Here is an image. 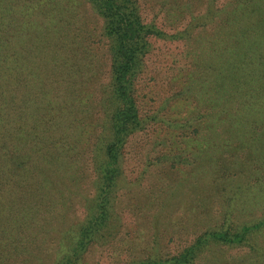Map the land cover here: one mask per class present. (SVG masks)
<instances>
[{"label": "trees", "instance_id": "obj_1", "mask_svg": "<svg viewBox=\"0 0 264 264\" xmlns=\"http://www.w3.org/2000/svg\"><path fill=\"white\" fill-rule=\"evenodd\" d=\"M17 1L18 8L33 4ZM59 1L57 8L56 0H43V19L52 22V27L44 24L49 31L45 42L30 45L0 27V264H89L90 256L93 264H201L214 249L219 264H264V203L255 210L253 197L255 186L264 193V0H222L219 6L218 0H208L201 11L191 8L192 0H158L148 16L141 0H82L79 8L73 0ZM90 7L105 23L100 35L109 68L98 77L110 76L105 89L100 78L94 85L99 101L86 104L77 97L76 76L62 71L68 55L59 58L58 43L68 36L62 25L70 32L77 20L90 15ZM32 13L33 22L39 10ZM224 16L232 21L217 33L224 37L219 49L213 38L206 42L217 56L206 70L215 72L216 93L226 91L217 110L224 116L219 123L227 135L226 162L218 166L215 161L201 173L196 169L197 177L176 180L168 191L164 183L147 184L148 170L124 168L123 162L125 145L144 128L134 95L136 78L155 40L177 48L174 62L183 55L189 68L194 52L186 51L193 30H215ZM0 21L7 26L10 17L0 16ZM182 40L186 50L178 45ZM99 51L92 48L91 60H101ZM80 77L94 82L87 72ZM35 81L48 86L34 92ZM61 84L71 93H62ZM92 122L89 147L82 132ZM232 137L234 144L228 142ZM194 163L189 159L185 166ZM133 172L139 180H133ZM134 191L141 193L135 197L144 199L142 205L130 201ZM121 200L129 202L134 218L125 219ZM248 211L258 214L243 220L239 212ZM133 222L138 227L132 232L126 227Z\"/></svg>", "mask_w": 264, "mask_h": 264}, {"label": "rangeland", "instance_id": "obj_2", "mask_svg": "<svg viewBox=\"0 0 264 264\" xmlns=\"http://www.w3.org/2000/svg\"><path fill=\"white\" fill-rule=\"evenodd\" d=\"M207 1L192 0L191 8L200 9L201 11L206 8ZM70 2H74L77 8L82 5V0H73ZM140 2L141 6H143L141 11L146 13L147 16L152 12L149 9L157 8L159 3L158 0H141ZM17 3V0H11L8 4H0V6L7 5L6 8L1 7L0 16L10 17V24L3 26V22L0 21V27L7 29L6 35L8 37L14 39L18 37L19 39L22 38L23 42H28L30 45L32 42H45L49 36V31L46 29V26L52 27V22L46 18L43 19L46 14L42 9L43 0H33L32 6L31 3H25L20 5L19 8L16 5ZM59 4L61 2L56 0L55 5L57 8H60ZM219 4L224 3L222 0H218V3H215V5L219 6ZM25 8L27 11H23ZM36 9L39 10V18L32 22L34 19L32 12ZM59 10L63 12L61 9ZM99 16L100 14L97 15L91 9L90 15L82 18L81 21L77 20L76 22L78 23L74 24L70 32L62 25L61 31L68 36L66 39L60 40L58 43L59 46L57 45L60 53L59 58L63 59V54L68 55V59L65 58L66 64L63 62L64 69L62 71L64 74L76 76L75 85L79 89L77 97L82 102L86 101V104L91 101H99L98 96H94L96 93L94 85L100 78L99 84L105 89L110 76V74L107 76V72L105 73V77H98L103 73V69L107 71L109 68L105 39L100 35L102 24L105 23L101 22L102 19ZM227 21H232L231 17L224 16V18H221L215 30L208 26H199V28L193 30L186 51L189 53L192 48L194 52L189 58V68H186L188 63L183 59V55L178 54L179 58L177 56L178 59L174 62L172 55L178 49H167L168 44H164L162 40H155L154 50H152L149 58L147 60L145 59V63L147 61L145 68L140 76H137L134 83V95L138 102L139 113L143 120L144 128L138 134L131 137L125 145L123 149V162L125 161L127 163L124 168L134 166L137 171L148 170L149 174L145 178L147 184L157 186L158 183H164L168 191L175 188L171 184L176 180H178L177 182H181L180 180H182L186 183L189 178L191 180L197 177L198 173L195 174L196 169L199 172V169L206 171V168H213L216 166V163L219 166V164L226 162L223 160L224 152L222 149L225 144L224 139L227 138V135L222 133L219 123L224 116L220 111H217L221 108L224 99L223 96L226 91L221 90V93H216L217 78L213 74L214 71L209 72L206 70V66L209 63H215L212 59L217 57L214 55L211 46L206 45V42L208 39L213 38L212 42L215 44V48L219 49L224 43V37L218 36L217 33ZM27 22L28 25H26ZM174 24H170L169 28L173 27L174 29L181 26V23L178 26ZM22 32L25 34L28 33L29 36L27 38L21 37ZM104 37L107 38L105 35ZM111 38L113 37L111 36ZM184 42V40L179 41L178 45L181 49L186 50V46L184 47L182 44ZM111 45H114L112 41ZM171 46H174V44ZM19 47L17 45L14 46L15 50ZM94 47L99 49V52H102L101 60H91V54L89 53H91L90 51ZM11 51L9 50V53ZM117 51L119 53L121 52L119 50ZM156 55L166 57L161 60ZM53 57L51 55V58ZM31 66L28 69L34 75L35 80H38L40 74L37 70H32L34 65ZM81 72L89 73L94 82L90 84L88 82L85 83L82 77L79 79L78 75ZM198 78L200 80L199 83H197ZM37 83V81L34 83V92H41V89H46L48 86L44 85L41 87ZM84 84L86 87H82ZM82 90H85V92H82ZM60 91L64 94L71 93L62 84L60 85ZM90 118L94 119L95 123L98 121H96V116ZM172 121H176L177 123L189 121L190 123L185 125L184 128L174 124L169 127L168 124ZM91 124L93 125V122L88 123V126H86L87 129L85 128L82 132L84 145L89 147L91 146L94 134ZM195 127L200 128L202 131L200 133H194L193 130ZM182 132L185 133V137L179 136ZM236 141L237 138L232 137L228 142L234 144ZM236 144L239 143L237 142ZM126 150H129V153L125 154L127 152ZM64 155L69 154L64 153ZM189 159H193L195 162L193 168L191 165L185 166L186 161ZM67 162H69L70 166V161ZM172 163H175V166H172ZM130 176H134L133 180H139L141 177L138 174L135 177V172L131 173ZM131 188L135 187L131 186ZM140 194L135 191L131 194L130 201L137 204L136 206L143 204L144 199L137 201L135 197ZM253 197L255 200L254 208L256 210V208H259L264 203V193L255 186L253 189ZM127 203H129L127 200L123 202L121 200L119 206L127 210L125 219H132L134 217ZM257 214V211L239 212V216L241 218L243 217V220L255 217ZM137 227L138 223L133 222L126 228L133 232V229H137ZM168 236H165V239ZM141 246L142 243L137 249L140 250ZM93 251L96 252L97 250ZM102 257H107V255L104 254ZM215 258H217L216 249L209 251L206 257H203L204 260L201 264H219V261L215 262ZM89 259L87 260L88 263L93 264L94 261ZM111 264H114V261Z\"/></svg>", "mask_w": 264, "mask_h": 264}]
</instances>
